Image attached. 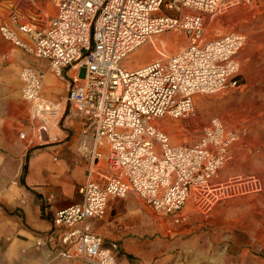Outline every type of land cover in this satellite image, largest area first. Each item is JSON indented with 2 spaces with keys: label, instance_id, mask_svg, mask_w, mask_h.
Instances as JSON below:
<instances>
[{
  "label": "built area",
  "instance_id": "1",
  "mask_svg": "<svg viewBox=\"0 0 264 264\" xmlns=\"http://www.w3.org/2000/svg\"><path fill=\"white\" fill-rule=\"evenodd\" d=\"M55 1L53 16L34 0L10 2L0 16V39L46 61L67 82V113L83 123L78 154L88 169L78 188L81 200L53 215L62 247L89 264H118L116 244L105 248L89 220H102L109 200L129 192L169 215L191 194L209 209L217 200L261 189L255 177L214 182L238 139L220 119H211L189 144H174L157 126L164 118L193 116L196 95L239 85L237 56L246 35L234 31L202 42L203 17L251 0ZM170 30L188 34L187 46L166 60L123 67L128 55ZM18 75L41 140L46 117L56 114V105L41 98L45 73L24 66Z\"/></svg>",
  "mask_w": 264,
  "mask_h": 264
},
{
  "label": "rangeland",
  "instance_id": "2",
  "mask_svg": "<svg viewBox=\"0 0 264 264\" xmlns=\"http://www.w3.org/2000/svg\"><path fill=\"white\" fill-rule=\"evenodd\" d=\"M12 1L21 0H0V16L5 13L3 7ZM48 1L50 4L44 15L53 16L56 1ZM182 13L192 12L184 9ZM203 26L202 42L234 31L246 35L247 43L237 56L239 85L214 94H198L194 97L193 116L186 119L164 118L157 122V126L168 134L174 144H189L200 137L211 119H220L237 134L238 139L231 148V160L220 170L214 182L229 183L236 177L243 180L255 177L261 189L217 200L209 209L203 208L191 194L178 211L183 215L178 222L173 220L176 212L158 216L148 206L149 214L163 230L151 234L145 240L148 248L146 246L140 253L128 251L116 255L118 264H264V0L236 3L221 8L213 16L204 15ZM157 36L166 37L168 42L152 49L147 41L128 56L125 62L127 69L145 65L136 60L138 51L144 46H149L152 51L146 60L152 62L166 60L189 42V35L179 30L166 31ZM2 43L5 42L0 39ZM5 46L12 47L6 43ZM25 55L30 63L44 68L46 61ZM20 83L17 67L0 62V110L9 101L24 105L20 97ZM29 111V117L23 118L24 124L31 122V108ZM65 115H68L67 110L63 116L56 112L54 118H57L51 119L53 126L60 130ZM33 141L39 142L36 135ZM102 240L103 246L108 248L110 244Z\"/></svg>",
  "mask_w": 264,
  "mask_h": 264
},
{
  "label": "crops",
  "instance_id": "3",
  "mask_svg": "<svg viewBox=\"0 0 264 264\" xmlns=\"http://www.w3.org/2000/svg\"><path fill=\"white\" fill-rule=\"evenodd\" d=\"M34 1L39 8L48 9L50 4L48 0ZM5 43L0 44V62L17 67L18 83L19 70L24 66L45 71L41 98L56 105L57 114L63 116L67 110V82L48 72L47 62L44 68H38L28 61L24 51ZM29 110L27 103L12 101L0 110V264H89L61 246L52 222L56 211L81 200L78 188L87 180L88 169L78 154L83 123L68 114L59 130L51 121L56 114L50 115L44 121L42 139L34 142L37 120L31 118L27 124L23 121L24 116L29 117ZM21 133L24 139L19 138ZM147 208L129 192L124 198L109 200L104 218L91 219L89 224L107 245L116 242L115 255L140 253L147 246L145 240L163 230ZM173 217L178 222L183 215L176 212Z\"/></svg>",
  "mask_w": 264,
  "mask_h": 264
},
{
  "label": "bare ground",
  "instance_id": "4",
  "mask_svg": "<svg viewBox=\"0 0 264 264\" xmlns=\"http://www.w3.org/2000/svg\"><path fill=\"white\" fill-rule=\"evenodd\" d=\"M162 42V43H161ZM165 42H168V40H166V37L164 36H157L155 35V37H151L149 39V43L148 45H150L152 47V49H158L160 44H164ZM150 47V48H151ZM152 51L149 50V46H144V49L138 51V54L136 55V60L138 63H140V65H143V64H148V62L150 63V61H146L148 60L147 58L151 55ZM132 54V53H131ZM130 54V55H131ZM128 55V56H130ZM128 56L124 59V61L122 62V65L124 68H128L126 65H125V62L127 61L128 59ZM128 63V62H127ZM140 68V67H139ZM45 83V82H44ZM168 124V123H166ZM166 124L164 126H166ZM172 124V123H171ZM170 124V125H171ZM169 125V124H168ZM163 126V125H162Z\"/></svg>",
  "mask_w": 264,
  "mask_h": 264
}]
</instances>
